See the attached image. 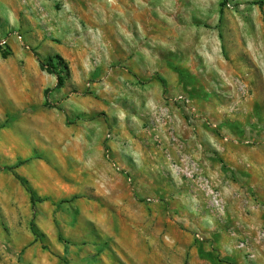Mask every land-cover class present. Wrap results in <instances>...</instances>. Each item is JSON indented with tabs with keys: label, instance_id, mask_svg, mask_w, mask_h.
Wrapping results in <instances>:
<instances>
[{
	"label": "rangeland",
	"instance_id": "obj_1",
	"mask_svg": "<svg viewBox=\"0 0 264 264\" xmlns=\"http://www.w3.org/2000/svg\"><path fill=\"white\" fill-rule=\"evenodd\" d=\"M0 9L3 39L53 63L45 100L80 123L86 162L110 179L100 200L118 212L116 232L122 221L164 264H264V164L253 190L222 149L264 144V0H0ZM246 101L259 102L255 114Z\"/></svg>",
	"mask_w": 264,
	"mask_h": 264
},
{
	"label": "crops",
	"instance_id": "obj_2",
	"mask_svg": "<svg viewBox=\"0 0 264 264\" xmlns=\"http://www.w3.org/2000/svg\"><path fill=\"white\" fill-rule=\"evenodd\" d=\"M7 42L9 51L0 50V264H164L163 253L145 249L141 234H125L122 221L115 231L118 212L100 200V182L110 179L86 162L80 123L68 124L62 110L46 104L54 77L40 67L33 47L13 36ZM213 102L210 113L220 118ZM244 105L255 114L259 102ZM227 143L222 149L230 167L244 170L243 182L255 190L264 144Z\"/></svg>",
	"mask_w": 264,
	"mask_h": 264
},
{
	"label": "trees",
	"instance_id": "obj_3",
	"mask_svg": "<svg viewBox=\"0 0 264 264\" xmlns=\"http://www.w3.org/2000/svg\"><path fill=\"white\" fill-rule=\"evenodd\" d=\"M3 53H7V51H3ZM39 64H40V67L42 69H45L48 73H53V74L57 73L53 63H43L40 61ZM161 82L163 83V80H161ZM46 104L49 105V102L46 101ZM77 118H80V115H78ZM30 198H31V201L34 202L35 199H34V196L31 192H30Z\"/></svg>",
	"mask_w": 264,
	"mask_h": 264
},
{
	"label": "built area",
	"instance_id": "obj_4",
	"mask_svg": "<svg viewBox=\"0 0 264 264\" xmlns=\"http://www.w3.org/2000/svg\"><path fill=\"white\" fill-rule=\"evenodd\" d=\"M19 39H20V37H19ZM6 40L5 39H1L0 40V48H2V50H4V51H6Z\"/></svg>",
	"mask_w": 264,
	"mask_h": 264
}]
</instances>
